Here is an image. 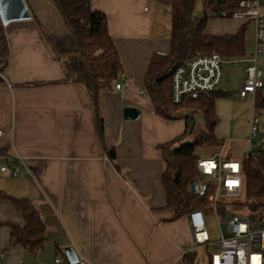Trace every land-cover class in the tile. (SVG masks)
Segmentation results:
<instances>
[{"label":"crops","instance_id":"0c3cea01","mask_svg":"<svg viewBox=\"0 0 264 264\" xmlns=\"http://www.w3.org/2000/svg\"><path fill=\"white\" fill-rule=\"evenodd\" d=\"M26 1L31 19L6 26L10 63L2 73L6 82H0V154L15 156L18 173L0 171V189L34 202L46 240L35 250L13 244L8 222L23 225L25 219L15 205L1 200L0 262L55 264L60 256L65 264L64 250L72 246L89 264H187L181 249L192 232L187 213L175 217L167 206L159 147L181 135L187 119L159 115L145 86L152 55L170 50V0H91L106 13L121 56L118 82L127 80L99 96L104 142L115 147V160L100 141L91 92L81 83L57 82L64 71L44 34H67L69 28L54 0ZM36 81L45 83L26 85ZM226 101L215 102L214 133L225 140L217 147L229 146L242 159L250 121L231 127ZM129 106L141 110L138 118L124 117ZM194 117L197 134L204 118L202 112Z\"/></svg>","mask_w":264,"mask_h":264},{"label":"trees","instance_id":"16d2710c","mask_svg":"<svg viewBox=\"0 0 264 264\" xmlns=\"http://www.w3.org/2000/svg\"><path fill=\"white\" fill-rule=\"evenodd\" d=\"M66 25L67 34H44V37L64 71V77L57 82H76L88 88L93 96L96 112L97 131L104 152L111 160L116 159L114 146L104 142L103 120L99 113V96L102 89L112 88L123 72V63L113 36L109 32L108 17L100 9L91 5V0H54ZM171 2V46L168 52H155L149 62L146 75V93L155 111L167 118L185 117V131L174 139L162 143L163 184L167 191V206L175 209V217L195 208L208 210V202L190 189V182L200 177L197 160L201 156L198 148L206 145H219L214 133L219 122L216 112V99L227 97L220 87L196 94L186 95L181 102L172 96V77L176 68L190 57L200 54L220 53L225 59H242L246 54L245 29L242 24L235 32L220 33L207 30L208 19L218 16L225 7L224 2L202 0L203 13L194 11L196 0H170ZM6 26L0 18V82H6L2 73L10 63V47ZM45 81L28 82L26 85H39ZM261 89L257 91V98ZM184 110L188 112L183 113ZM202 112L204 128L194 133V115ZM244 172V192L247 203L264 195V152L257 157H242ZM11 202L21 210L23 225L8 222L13 244H20L30 250L42 247L46 240V225L34 202L28 197H17L0 189V201ZM225 212V205L221 208ZM187 264L197 263V251L184 255ZM66 263L70 264L65 258Z\"/></svg>","mask_w":264,"mask_h":264},{"label":"built area","instance_id":"2783aa9c","mask_svg":"<svg viewBox=\"0 0 264 264\" xmlns=\"http://www.w3.org/2000/svg\"><path fill=\"white\" fill-rule=\"evenodd\" d=\"M224 2L225 7L218 17L241 19L255 29V53L247 58L246 77L239 94L242 98H251L264 87V66L258 62V56L264 55V0H215ZM220 53L200 54L190 57L180 64L172 77V96L175 102H181L188 94H196L219 88L222 81V65L226 62ZM127 80L117 82L116 89L122 88ZM7 84L11 86L8 81ZM2 130L0 129V135ZM225 140L220 143L224 144ZM264 152V123L258 117L250 119L249 146L247 156ZM200 177L190 182V189L208 202V210L195 208L187 212L192 239L182 245L181 256L187 252L204 247L209 251L208 264H264V195L253 200L250 206L241 200L244 192V172L242 160L224 155L223 151L202 154L197 160ZM0 171H10L17 175L16 158L11 153L0 154ZM237 202V203H236ZM239 204V206H233ZM225 205V212L221 208ZM241 206V207H240ZM214 214L219 224H225L226 230H220L213 238L208 230L207 219ZM37 249H40L38 247ZM3 256V254H1ZM0 264H5L1 263ZM18 264H24L20 261ZM55 264H63L56 256ZM75 264H89L87 258L78 253Z\"/></svg>","mask_w":264,"mask_h":264},{"label":"rangeland","instance_id":"374dc122","mask_svg":"<svg viewBox=\"0 0 264 264\" xmlns=\"http://www.w3.org/2000/svg\"><path fill=\"white\" fill-rule=\"evenodd\" d=\"M262 11H264V2L261 4ZM203 2L202 0H196L194 11L197 15L203 13ZM242 24H244L241 19L233 18H222L218 16H211L208 19L207 30L208 31H234L238 29ZM245 45H246V54L242 59L238 58H229L222 65V81L220 88L225 90L228 93L226 97L227 101L225 104V109L227 111L228 119H230V126H243L250 121L252 117H258L259 120L264 123V87L261 89V94L257 98L258 105L255 106L256 98H242L239 94L240 87L246 77V68L250 62L247 58H251L255 53V29L252 25L246 24L245 29ZM258 62L261 66H264V55L258 56ZM264 79V73L262 74ZM188 112L184 110L183 113ZM201 155L205 153H215L223 151L224 155L231 158H239L235 156L232 151L228 148L217 147V145H206L198 148ZM241 200L247 201L246 193L243 195ZM237 203V202H236ZM247 203V202H246ZM233 206H239V204H234ZM241 207V206H240ZM208 230L212 237L214 238L220 230L225 231L226 225L219 224L218 218L212 214L207 219ZM197 261L199 264H208V255L209 251L204 247H200L197 250Z\"/></svg>","mask_w":264,"mask_h":264},{"label":"water","instance_id":"95a60500","mask_svg":"<svg viewBox=\"0 0 264 264\" xmlns=\"http://www.w3.org/2000/svg\"><path fill=\"white\" fill-rule=\"evenodd\" d=\"M32 12L26 0H0V18L5 25L14 21L31 19ZM141 110L136 107H125L124 117L126 119H136L140 116ZM65 255L70 264L78 261V253L72 246L65 248Z\"/></svg>","mask_w":264,"mask_h":264}]
</instances>
